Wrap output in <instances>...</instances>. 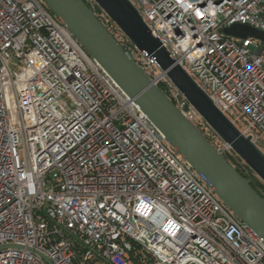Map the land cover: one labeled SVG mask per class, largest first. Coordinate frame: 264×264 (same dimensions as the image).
<instances>
[{"label":"built area","instance_id":"2783aa9c","mask_svg":"<svg viewBox=\"0 0 264 264\" xmlns=\"http://www.w3.org/2000/svg\"><path fill=\"white\" fill-rule=\"evenodd\" d=\"M83 1L180 114L247 173L155 59ZM128 1L264 155V42L223 33L232 24L264 32V0ZM132 254L151 264H264V241L42 0H0V264H134Z\"/></svg>","mask_w":264,"mask_h":264},{"label":"water","instance_id":"95a60500","mask_svg":"<svg viewBox=\"0 0 264 264\" xmlns=\"http://www.w3.org/2000/svg\"><path fill=\"white\" fill-rule=\"evenodd\" d=\"M60 20L84 51L93 58L138 105L160 130L166 142L192 168L208 181L214 194L235 217L264 241V197L242 177L209 141L151 83L111 33L95 17L83 0H42ZM142 53L151 56L159 68L196 109L213 132L230 145L236 155L264 183V155L214 106L211 99L189 75L170 58L159 40L153 37L128 0H94ZM229 38H253L264 42V32L249 26L232 24L223 29ZM47 264H52L42 257Z\"/></svg>","mask_w":264,"mask_h":264},{"label":"trees","instance_id":"16d2710c","mask_svg":"<svg viewBox=\"0 0 264 264\" xmlns=\"http://www.w3.org/2000/svg\"><path fill=\"white\" fill-rule=\"evenodd\" d=\"M237 172L244 178H246L251 187L260 194L259 190H262L264 192V184L255 176H253L252 171L248 169L247 173H244L243 171H241L240 169L236 168ZM131 258L134 262V264H151L152 261L150 258L148 257H141L138 254H132Z\"/></svg>","mask_w":264,"mask_h":264}]
</instances>
